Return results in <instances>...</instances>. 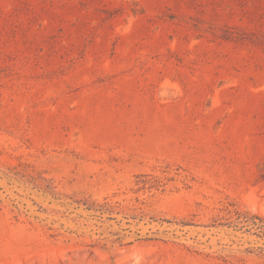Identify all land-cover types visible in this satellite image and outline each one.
Instances as JSON below:
<instances>
[{"label":"rangeland","instance_id":"obj_1","mask_svg":"<svg viewBox=\"0 0 264 264\" xmlns=\"http://www.w3.org/2000/svg\"><path fill=\"white\" fill-rule=\"evenodd\" d=\"M0 264H264V0H0Z\"/></svg>","mask_w":264,"mask_h":264}]
</instances>
